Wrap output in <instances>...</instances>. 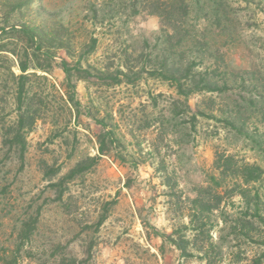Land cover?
I'll return each instance as SVG.
<instances>
[{
    "label": "rangeland",
    "instance_id": "374dc122",
    "mask_svg": "<svg viewBox=\"0 0 264 264\" xmlns=\"http://www.w3.org/2000/svg\"><path fill=\"white\" fill-rule=\"evenodd\" d=\"M141 1L0 0V255L32 224L23 264H264V0H186L170 26ZM25 27L34 39L12 29ZM15 56L48 73L22 89ZM123 66L128 82L112 84ZM25 111L37 119L13 143ZM100 121L114 133L104 155ZM208 186L221 200L203 212Z\"/></svg>",
    "mask_w": 264,
    "mask_h": 264
},
{
    "label": "trees",
    "instance_id": "16d2710c",
    "mask_svg": "<svg viewBox=\"0 0 264 264\" xmlns=\"http://www.w3.org/2000/svg\"><path fill=\"white\" fill-rule=\"evenodd\" d=\"M186 0H177V2L173 5V4H169L167 5V2H160V0H144L141 1L139 3L140 6H142L145 10L148 9V12L150 14H155L157 16L160 17L161 23L164 24L166 22V26H170L172 23L171 19L174 17V15H178L179 17V23L181 22V18L183 17V15L186 14L185 12V8L187 7V5L185 4ZM102 10V9H101ZM100 10V11H101ZM135 12V10H133ZM94 15L97 16L99 13V10H94ZM26 28V29H25ZM25 28H12L13 31L21 33V34H26L29 35L31 39L35 38V35L33 34V30L30 27H25ZM91 45V51L94 50L95 48V44H96V39L95 38H91L90 39ZM3 50H0V53ZM19 59V64H18V69L21 72V75L18 76L19 81H21V85H22V89H23V85H24V80H27L30 76H36V72H42V73H48V71L46 70V68L42 67V66H36L33 65L32 69L35 70V72L33 73H27L29 70L28 67V63L26 61H22L18 56H15ZM34 60V56L32 57V61ZM163 67L165 68V65H163ZM61 68L65 74V82H64V87L62 90V95L60 96V99L62 100V102L66 105V107L68 108V110L70 111H75V115L76 113H78V106H80V103L75 99L76 97V90H75V85H74V80H76V78H73L72 76V72L69 70L68 68V63L63 60L61 62ZM81 68H77V71H81ZM130 68H126V66H123V70H117L116 75L114 77L113 83L112 84H120L123 82H128V71ZM83 73H88L87 70H82ZM166 72V70H165ZM171 76V79H175V74L178 73V70L176 69H171L169 71H167ZM199 73V72H197ZM200 74V73H199ZM195 75V74H193ZM37 77H44L42 76H37ZM78 77V76H77ZM121 77V78H120ZM78 79H82V77H79ZM125 79V80H124ZM179 85L177 86V89L180 91L182 90V85L180 84V82L178 81ZM208 90L209 87H200L199 85H192V88H189L188 93H197L203 90ZM22 94H19V97L16 98V104H17V110H31L30 108L27 107H23L22 105ZM28 117L30 122V125H32L33 123H35L37 116L35 115V113L33 112H20L19 114V120H18V124L19 126L17 127L16 131L13 134V143H23L24 141V137H23V130L21 133V124L24 121V118ZM99 124L101 125V131L99 134H97L96 136V140H97V145H98V152L101 155H104V153H106L109 150V146H111L113 144V136L114 133L112 132V130H107L105 125L103 124L102 121L99 122ZM232 163L234 164V159L228 156H220L218 159L215 160L214 166H215V170H219L221 175H227L228 173V169L232 168ZM246 170L248 171V175H250V180L251 181H257L260 177L259 175L261 174L260 170L255 167V166H245ZM76 170L71 171V174H73ZM261 176V175H260ZM218 185H215V187H217ZM202 191L205 192V197L207 200H205V203H200V209L203 212H211L213 210H216L219 208V201L221 200V192H218L217 189L213 190L212 186H208L207 188H204V190L202 189ZM241 198L243 199H247V195L246 192L244 191L243 193H241V195H239ZM200 195H197V198H199ZM202 199V198H201ZM246 204H249V202L246 200ZM196 211V210H195ZM255 211H258V208H256ZM193 218L198 219V215L194 214ZM203 225L198 226V229H201ZM33 225H28V226H23L22 229H20L19 231V236L18 242H15V246H14V250L9 254H4V255H0V264H23L22 262L18 261L17 256L19 255L20 250L22 249L25 241H27L33 231ZM173 244L177 245L178 249H181L183 252L185 250L184 244L183 243H188V241L185 239H181V243L180 244H176V242H172ZM61 264H65V262H61ZM69 264H75V260L71 259L69 261Z\"/></svg>",
    "mask_w": 264,
    "mask_h": 264
}]
</instances>
